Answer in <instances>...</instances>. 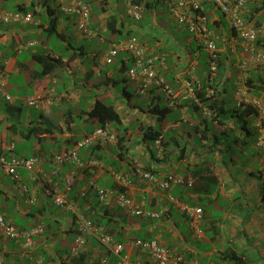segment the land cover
Instances as JSON below:
<instances>
[{"label": "crops", "instance_id": "1", "mask_svg": "<svg viewBox=\"0 0 264 264\" xmlns=\"http://www.w3.org/2000/svg\"><path fill=\"white\" fill-rule=\"evenodd\" d=\"M55 1L60 13L51 0H0V84L12 95L8 100L0 94V153L40 157L34 172L20 167L13 176L0 170V211L20 228L45 227L33 237L30 252L24 251L23 238H2L4 264H33L34 259L44 264H100L103 258L116 264L118 256L94 234H86L79 252H71L79 234L76 211L59 206L50 192L55 185L65 188L64 178L75 167L65 162L54 173L51 157L75 146L78 139L71 135L76 116L95 118L89 111L98 100L111 102L120 122L108 125L114 139L78 150L85 162L99 160V165L81 169L69 189L67 197L76 202L78 212L113 228L122 254L136 264H158L133 244L137 238L158 239L183 256L182 264H264V153L255 145L256 112L250 106L247 110L238 106L241 85L248 87L245 101L264 94V65L253 59L248 42L212 2L203 3L225 74L213 102H199L185 80L208 85L209 53L171 15L168 0H145L140 19L126 12V0L124 10L120 0H88L90 27L97 32L92 37L82 35L76 14L64 11ZM160 1L166 4V18L159 14ZM262 1L248 0L243 13L257 27V39L264 38ZM16 12L21 17H13ZM27 13L33 15L31 20L25 19ZM39 13L44 18H37ZM35 34L42 39H32ZM53 37L58 41L52 42ZM131 37H137L147 56L155 59L156 71L177 94L175 105L170 106L167 91L156 84L148 85L146 94L139 92L140 79L127 74L133 64L128 51L120 50L111 63H102L113 42ZM95 39L106 44L103 52L96 47L87 50ZM35 53L63 57V63L42 74ZM90 56L93 61L87 64ZM122 71L123 76L117 77ZM102 74L104 79L93 81ZM120 81L124 84L115 88ZM37 94H43L42 104L28 105L26 99ZM134 94L144 99H133ZM82 103L77 113L75 107ZM147 103L158 106L155 113ZM148 126L161 131L163 152L157 151L154 141L144 139ZM55 143L60 145L58 151L51 148ZM142 172H150L154 179L143 177ZM117 173L130 179L123 188L142 213L117 209L115 201H101L94 189L87 188L94 180L117 193L122 187ZM169 177L173 178L169 187L158 185L157 181ZM78 191L79 198H73ZM176 200L203 207L201 238L195 236ZM233 254L235 259L229 257Z\"/></svg>", "mask_w": 264, "mask_h": 264}, {"label": "built area", "instance_id": "2", "mask_svg": "<svg viewBox=\"0 0 264 264\" xmlns=\"http://www.w3.org/2000/svg\"><path fill=\"white\" fill-rule=\"evenodd\" d=\"M60 3L62 9L66 12L75 13L77 16L76 27L78 31L85 37L96 36L97 32L90 27V19L92 15L91 3L88 0H57ZM209 1L212 2L223 14L226 16L230 25L237 31L238 36L248 42V47L252 51L253 59L258 63L264 65V49H258L255 45V40L258 35L257 27L250 21L246 20L243 13L248 5V0H169V10L175 20L184 25L189 32L201 43L204 44L206 50L209 53V69L207 72V78L210 82H213L216 78L218 69L219 51L216 45L215 39L210 35L208 26V18L203 12V3ZM144 1L142 0H126V9L128 14L133 19H140L142 16ZM13 17L19 18L21 14L16 12ZM33 15L27 13L25 15L26 20H31ZM9 19V17H5ZM120 50L128 51L133 59V64L128 69V75L130 78H139L140 87L139 92L146 94L147 86L156 84L160 87H164L167 91V96L170 99V105L176 104V93L172 87L165 81L164 77L159 75L156 71L155 59L150 58L146 54V50L143 44L137 37H131L127 40H119L113 42L109 49L105 52L102 63H111ZM185 84L190 90L189 93L193 98L197 100V90L203 85L199 80L191 82L185 80ZM248 90L246 85H241L238 88L239 105L243 103L249 104L253 107L257 115V130L258 135L255 141V145L261 148L264 153V94L263 96H253L248 101H245V94ZM207 91L210 94L214 93L212 86L207 87ZM0 94L4 95L8 100L12 99V95L4 91L0 84ZM44 100L43 94H37L30 96L26 99V102L30 106L39 107ZM116 136L104 127L95 129L92 133L87 134L84 138L76 141L75 146L70 149H65L61 152L55 153L52 156V162L55 164L53 171L58 173L59 165L65 162H72L74 164L73 171L64 178L66 183L65 188L61 189L57 185L50 190L54 201L61 207H69L76 211V220L79 224L80 233L78 234L75 242V246L72 248V253H77L85 244L86 234H94L98 241L110 248L118 256L117 264H136V262L122 254V243L117 242L113 235L97 226L90 218L84 213L77 211V204L74 200L68 199V192L72 184L75 182L78 172L84 168H90L92 166L99 165V160L91 159L88 162H84L79 158L78 150L82 147H90L98 144L99 142H107L114 139ZM157 151L163 152V140L162 137H158L155 140ZM9 150H12L13 144L8 145ZM40 163V157L35 155L29 158H19L15 155L9 156L0 153V170L7 172L10 175H15L16 170L20 167L27 169L30 172H34ZM142 176L145 178L154 179L150 172H142ZM117 179L123 186L131 183L130 179L122 174H116ZM169 177L165 181H157L158 185L162 188L169 187ZM50 182H53L52 178H49ZM93 186L101 201L113 202L129 210L131 213L140 214L143 212L142 208L136 204V202L130 198L126 193L119 192L114 193L110 189H106L95 183L94 180L88 182ZM176 203L180 206L183 213L186 215L191 229L194 231L197 238H201L205 231L201 226V222L204 216V209L200 205L190 204L186 201L176 200ZM44 232V226L37 224L30 229L18 228L13 222L7 219L6 215L0 211V240L2 238L16 239L23 238V246L31 250L34 246L33 237L40 235ZM138 246L140 250L148 253L158 264H182L184 261L183 256L160 242L158 239H141L137 238L133 242ZM109 260L103 258L100 264H107ZM0 264L3 263L2 253L0 251ZM34 264H44L41 259H35Z\"/></svg>", "mask_w": 264, "mask_h": 264}, {"label": "trees", "instance_id": "3", "mask_svg": "<svg viewBox=\"0 0 264 264\" xmlns=\"http://www.w3.org/2000/svg\"><path fill=\"white\" fill-rule=\"evenodd\" d=\"M91 2L92 1H94V0H90ZM142 1H145V0H142ZM150 4V2L148 1H146V5H149ZM264 7V0L262 1V8ZM92 16V15H91ZM210 29V28H209ZM255 45H256V48H258V49H264V38H262V39H256V43H255ZM35 55V57H37L38 59H39V61H40V63H41V65H42V74L43 73H49L51 70H53V69H55L56 67H58V66H60V65H62V63H63V57H55V56H51L50 54H34ZM209 61V60H208ZM225 72V68L222 66V62H221V60L219 59L218 60V69H217V74H216V78H215V80L213 81V82H210L209 80H208V85H205V83L203 84V86L199 89V90H197V101H202V102H207V101H211V102H213V99L215 98V96H216V91H217V89H218V86H219V83L221 82V81H219V80H221V77L225 74L224 73ZM251 80V79H250ZM250 80L248 79L247 81H248V84H251V82H250ZM158 86V85H157ZM208 86H212L213 88H214V93L213 94H210L208 91H207V87ZM151 88H153V87H151ZM140 94V93H139ZM168 100H169V104H170V99L168 98ZM148 104V103H147ZM149 105V104H148ZM211 105H212V103H211ZM150 106V105H149ZM171 106V105H170ZM238 106L239 107H245L244 108V110H247L248 109V107L250 106L251 108L250 109H252V110H254L253 109V107L251 106V105H249V104H245V103H243L242 105H239L238 104ZM158 106H150V108H149V110L152 112V113H155V111H156V109H158L157 108ZM144 109V108H143ZM163 109H166V106H164L163 107ZM160 111H162V109H160ZM255 111V110H254ZM89 113L92 115V116H94V117H96L97 119H98V121H99V123H100V125H101V127H104V128H106V129H108V125L110 124V123H112V122H120V117H119V113L115 110V108H114V105L111 103V102H105V101H102V100H98V101H96V103H95V105L93 106V108L89 111ZM110 132H112V133H114L113 131H111L110 129H108ZM162 133H161V131L160 130H157V129H153V127H151V126H148V127H146V130H145V134H144V139H146V140H148V142L149 141H154L155 142V140L158 138V137H162V135H161ZM253 141V139L251 138L250 140H248L247 142L248 143H251ZM98 144H95V145H92L90 148H92L93 147V149H94V147H96ZM87 188H90V190H95V192L97 193V191H96V189L93 187V186H91V185H87ZM124 192L125 190H124V188H123V186L122 187H119V192ZM80 194H81V192L80 191H78V192H76L75 194H74V196H73V198H75V199H77V198H79V196H80ZM98 195V194H97ZM117 209H121V206L120 207H117ZM84 213V212H83ZM85 214V213H84ZM86 216H87V214H85ZM88 217V216H87ZM89 218V217H88ZM90 219L96 224V225H98L99 227H102L104 230H106V231H108L111 235H113L114 236V232H113V228H107L109 225L106 223H101V222H99L98 220H93L91 217H90ZM15 224V223H14ZM16 225V224H15ZM43 225V224H42ZM103 225V226H102ZM17 226V225H16ZM36 226V225H35ZM44 226V225H43ZM18 227V226H17ZM110 227V226H109ZM18 228H20V227H18ZM107 228V229H106ZM26 229V228H25ZM27 229H30V228H27ZM44 229H45V227H44ZM41 235V234H40ZM115 238V237H114ZM143 239V238H142ZM151 239H153V238H151ZM24 240V239H23ZM23 243H24V241H23ZM24 247V246H23ZM24 251H28V252H30V250H28V249H26L25 247H24ZM0 251H1V253H2V257H3V263H4V256H3V252H2V250H1V248H0ZM230 258H234L235 257V255L233 254V255H230L229 256ZM235 259V258H234ZM35 260V259H34ZM34 260H33V264H34ZM43 262V261H42ZM107 264H109V262L107 263ZM116 264H117V262H116Z\"/></svg>", "mask_w": 264, "mask_h": 264}, {"label": "rangeland", "instance_id": "4", "mask_svg": "<svg viewBox=\"0 0 264 264\" xmlns=\"http://www.w3.org/2000/svg\"><path fill=\"white\" fill-rule=\"evenodd\" d=\"M51 2L58 9L57 10L58 13H60L61 11L59 10L56 1L55 0H51ZM119 5H120V9L121 10H124V1L123 0H120ZM168 6H169V0H168ZM158 9H159V14H164V17L165 18L168 16L167 7H166V4H164L163 1H160L159 2ZM126 12H127V9H126ZM42 15H43L42 13H39V14H36V17L37 18H40V17H43L44 18V16H42ZM167 23L168 24H172V23H170L168 21H167ZM112 37H114V38H117V37L126 38L125 35L124 36H120V35L119 36H116V35H114ZM32 39H35V40L40 39L41 40L42 39V36H40L38 34H35L32 37ZM45 40H46V37H45ZM56 41H58V38L53 37L52 38V42H56ZM84 42L87 44L89 42V40H84ZM92 42H93V44H91V46H88L87 47V50L90 49V47H92V48L96 47V48L102 49V52L104 51V49L106 47V44H104V45L103 44H100L97 39H95ZM28 54L31 56V52L30 51H29ZM92 59H93V56H90L89 58H87L86 63L87 64H89V63L91 64V61H93ZM35 64H37L38 66L41 67V63L40 62L35 61ZM115 64L116 63H114V66H115ZM111 65H113V64H111ZM123 73L124 72L122 71L121 74H118L117 77H122L123 76ZM102 75L103 76H101V75L100 76H94L93 77V81H101L102 79H104L105 74H102ZM68 80H69V83H71V78L68 79ZM123 84H124V82L123 81H120L119 82V86L116 85L115 88H117V87H120L121 88V86ZM132 97H133V99H138V100H143L144 99V98L140 97L139 95H135V94ZM85 99H87V97H84L83 101ZM83 106H84V103H82L80 105H77L75 107L76 112L78 113ZM98 125H99V122L96 120V117L95 118L88 119V120H85V119H82V118L76 116V121L74 123V126L72 127V128H74L73 131H72V135H71L72 136V139H75V138H77V139L84 138L87 135L86 133H90ZM55 145L56 146L51 147V148H54L55 151H58L60 145L59 144H56V143H55ZM82 150L83 151H87V150H90V149H87V147H83Z\"/></svg>", "mask_w": 264, "mask_h": 264}, {"label": "clouds", "instance_id": "5", "mask_svg": "<svg viewBox=\"0 0 264 264\" xmlns=\"http://www.w3.org/2000/svg\"><path fill=\"white\" fill-rule=\"evenodd\" d=\"M90 2V1H89ZM203 12H204V10H203ZM205 14V13H204ZM208 18V17H207ZM249 21V20H248ZM208 26H209V20H208ZM188 30V29H187ZM210 30V29H209ZM189 31V30H188ZM191 33V32H190ZM192 34V33H191ZM193 35V34H192ZM257 39V38H256ZM219 60V59H218ZM129 69V68H128ZM128 69H127V71H128ZM208 72V71H207ZM127 74H128V72H127ZM101 127V126H100ZM92 133V132H91ZM115 134V133H114ZM116 136V135H115ZM82 139V138H81ZM79 140V139H78ZM76 143V142H75ZM91 147V146H90ZM83 148V147H82ZM87 148H89V147H87ZM70 149V148H69ZM80 149V148H79ZM55 154V153H54ZM53 154V155H54ZM25 158H27V157H25ZM51 159H52V157H51ZM98 160V159H97ZM85 162V161H84ZM123 175V174H122ZM121 185V184H120ZM121 186H123V185H121ZM124 187V186H123ZM113 191V190H112ZM114 192V191H113ZM121 192V191H120ZM123 192V191H122ZM117 193H119V191L117 192ZM124 193H126L125 191H124ZM117 205V204H116ZM120 206V205H119ZM122 207V206H121ZM124 208V207H123ZM98 226V225H97ZM102 228V227H101ZM108 232V231H107ZM79 233H80V230H79ZM77 238V237H76ZM116 240V239H115ZM85 242H86V236H85ZM72 250V249H71ZM72 252V251H71ZM102 260V259H101Z\"/></svg>", "mask_w": 264, "mask_h": 264}]
</instances>
